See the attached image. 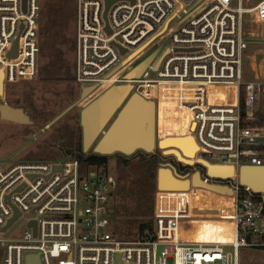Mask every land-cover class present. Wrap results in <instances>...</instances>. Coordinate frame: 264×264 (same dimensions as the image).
<instances>
[{
    "label": "built area",
    "instance_id": "obj_1",
    "mask_svg": "<svg viewBox=\"0 0 264 264\" xmlns=\"http://www.w3.org/2000/svg\"><path fill=\"white\" fill-rule=\"evenodd\" d=\"M39 10V0H0L2 87L36 75ZM72 26L73 81L133 85V94L154 112L161 104L182 109L188 118L183 137L196 146L185 166L203 171L172 175L187 181V189H156L151 230L121 240L106 230L115 181L102 172L104 165L0 159V233L28 216L20 236L0 239V264H25L26 256H36L38 264H116V258L118 264H250L246 249L264 255L262 201L254 200L264 193L239 181L241 168H264V112L258 105L264 76L243 80L247 49L264 40V0H111L107 6L105 0H74ZM161 27L169 29L157 67L148 66L137 80L115 75L121 56ZM203 163L229 167L231 175L210 176ZM194 173L201 183L230 191H211L231 198L228 215L217 209L211 215L229 224L230 240L186 241L179 235V223L198 218L190 196L210 191L191 185Z\"/></svg>",
    "mask_w": 264,
    "mask_h": 264
},
{
    "label": "rangeland",
    "instance_id": "obj_2",
    "mask_svg": "<svg viewBox=\"0 0 264 264\" xmlns=\"http://www.w3.org/2000/svg\"><path fill=\"white\" fill-rule=\"evenodd\" d=\"M257 1L259 0H248V5ZM39 4L38 49L41 44L45 50L41 54L38 50L37 72L32 80L3 85L0 96V121H4V124L0 123L1 160L51 161L66 158L63 156V150L72 151L77 146L85 155L93 153L95 142L133 94V85L123 83L76 84L72 78L74 0H39ZM58 13L61 14L59 17ZM162 29L163 27L157 29L155 34L146 38L136 48L128 49L121 56L123 66L114 74L121 79L137 80L148 66L157 67L167 44L164 31L169 27L164 31ZM246 55L243 80H253L255 73L263 77L264 40L251 45ZM8 104L19 106L18 109L22 110L28 119L22 118L21 115H25L13 111L15 108L9 107ZM165 105H159L156 112L146 113V120L152 115L155 116L158 141L183 137L186 135L185 128L188 123L186 113L178 107L166 108ZM258 105L260 111L264 112V100ZM45 126L47 128L44 129ZM190 150L191 152L184 156L176 152L183 160L192 162L190 158L196 151V146L192 149L190 147ZM153 151L158 152L161 157L170 156L164 154V150L157 149L156 143L151 152ZM133 153L123 155L129 157V163L125 167H118L112 154L106 155L108 158L102 171L115 181L108 207L109 225L106 230L121 240L139 237L137 227L149 220L156 190L157 170L168 169L174 177L180 178L169 161L159 157L152 165L149 158L140 160L138 155L130 158ZM190 169L194 171V168ZM195 170L202 174L201 169ZM258 181L260 189L264 191L261 177ZM190 202L191 206L196 208L193 213L198 218L183 221L179 235L189 241H228L229 224L213 219L211 215L216 209L217 215H228L231 198L198 189L194 196H190ZM27 217L23 215L4 233H0V239L20 236L26 229ZM2 256L3 249L0 247V262ZM243 257L249 263L253 261L250 264H255L261 254L254 249H246ZM242 264L246 262L243 261Z\"/></svg>",
    "mask_w": 264,
    "mask_h": 264
},
{
    "label": "water",
    "instance_id": "obj_3",
    "mask_svg": "<svg viewBox=\"0 0 264 264\" xmlns=\"http://www.w3.org/2000/svg\"><path fill=\"white\" fill-rule=\"evenodd\" d=\"M110 1L111 0H105V6H107ZM15 48H16V41H13L11 50L9 52V56H14ZM120 52L122 53L123 51L120 50ZM2 91H3L2 77H1V72H0V96L2 95ZM148 105H150L151 109H153L151 104L144 103L142 99H140L136 94L130 95V97L121 107L117 116L113 119V121L110 123L108 128L102 133L100 139L98 140V142L96 143L93 149V153L97 155H103V156L114 154V153L128 156L135 151H142L144 153L151 152L155 146L153 121L151 118L149 120H145L144 118V113L146 112ZM2 106L8 108V106L6 105H2ZM13 111L22 112L18 108H15ZM21 117L25 119L27 118L26 116H22V115ZM29 123L30 122H28L27 124ZM190 129H192V126L190 127ZM156 146H157V149L164 150L163 151L164 154L173 156L176 162L190 166L191 163H187L189 161H187L186 159L183 160L182 158H180L179 154L176 152V151H179L180 154L183 156L191 152L190 147L192 149L195 146L190 137L168 138L165 140L158 141ZM165 149L167 151H165ZM172 149H175L176 151ZM210 169H223V170H228L231 173V168L229 167L208 166L206 169V172L208 173ZM242 169L244 170L254 169L257 171L264 170V168L253 167V166H247V167L241 168L240 177H239L240 183H241ZM253 178L255 180H253ZM249 180L257 183L258 178L251 177ZM262 182H264V179ZM191 185L203 187L205 189H208L210 191H214V192H217L223 195L230 194V191H228L224 187H219L215 185H206V184L201 183L198 180L197 174L195 173L192 175ZM187 187H188L187 181L176 180L172 176L170 170L165 169V168H160L157 170L156 189L186 190ZM9 222L10 221H8V223ZM31 225L33 227V223H31ZM25 264H38L37 257L36 256H26ZM116 264H118L117 258H116Z\"/></svg>",
    "mask_w": 264,
    "mask_h": 264
},
{
    "label": "trees",
    "instance_id": "obj_4",
    "mask_svg": "<svg viewBox=\"0 0 264 264\" xmlns=\"http://www.w3.org/2000/svg\"><path fill=\"white\" fill-rule=\"evenodd\" d=\"M58 17L61 15L60 13L57 14ZM41 36V34H39ZM39 53H43V50H45V47L43 45L40 44L39 46ZM9 107H12V108H19V106H16V105H9ZM42 127V126H41ZM63 156L66 157V158H74V159H77L81 165V167H85V166H102V165H105L106 164V160H107V156H103V155H97V154H94V153H90V154H83L79 147L77 146L74 150H63ZM138 155L139 156V159L142 160L144 158H149V163L150 164H154L155 163V159L157 158H161V160H167L170 162V164L175 168L176 172L178 174H183L185 172H188L190 171V167L188 166H185V165H181L179 164L178 162H176L175 158L173 156H166V157H161L159 155L158 152L156 151H153V152H150V153H144L142 151H135L133 153V155L130 156V158L132 156H136ZM113 157H115V161H116V165L118 167H125L128 165L129 163V157H125L123 155H120L118 153H114L112 154ZM187 163H191V162H187ZM205 166L208 167V165L206 163H203ZM194 168H199L201 169V171H203V169L200 167V166H196ZM209 175L210 176H220V177H226V176H230L231 173L228 171V170H223V169H210L209 170ZM245 185H247V182H245ZM250 189H252L254 192H257V191H262L259 187V183L257 182H253L252 185H247ZM264 192V191H262ZM254 200L256 201H262V207H261V210H260V216L261 218L264 219V195L262 197H254ZM149 214V213H148ZM151 216H152V206H151V211H150V218L147 222H144L142 224H140L138 227H137V231H138V236H142L143 233L145 231L149 232L151 230V227H152V222H151Z\"/></svg>",
    "mask_w": 264,
    "mask_h": 264
},
{
    "label": "bare ground",
    "instance_id": "obj_5",
    "mask_svg": "<svg viewBox=\"0 0 264 264\" xmlns=\"http://www.w3.org/2000/svg\"><path fill=\"white\" fill-rule=\"evenodd\" d=\"M17 112V111H16ZM153 112V109H151V106L150 105H148V107H147V110H146V112L144 113V118H145V120H146V113H152ZM152 119V121H153V132H154V134H155V129H156V120H155V116L154 115H152L151 117H149V119ZM27 119V118H26ZM148 119V120H149ZM28 123V122H27ZM263 173H264V170H260V171H257V170H243L242 169V175H241V184H245V182H247V185H252V183H253V181H250L249 179L251 178V177H257L258 179L261 177V174L263 175ZM208 174H209V172H208ZM253 180H255L254 178H253ZM260 185H262V184H260ZM258 260L259 261H262V260H264V255H262L261 254V257L260 258H258Z\"/></svg>",
    "mask_w": 264,
    "mask_h": 264
},
{
    "label": "crops",
    "instance_id": "obj_6",
    "mask_svg": "<svg viewBox=\"0 0 264 264\" xmlns=\"http://www.w3.org/2000/svg\"><path fill=\"white\" fill-rule=\"evenodd\" d=\"M22 111V110H21ZM23 112V111H22ZM23 114H24V112H23ZM25 115V114H24ZM26 116V115H25ZM27 117V116H26ZM27 119H28V117H27ZM0 123H2V124H4V121H0ZM156 130H157V126H156ZM101 137V136H100ZM100 137H99V139H100ZM98 139V140H99ZM98 140L95 142V144L93 145V147L96 145V143L98 142ZM89 154V153H88ZM244 170V169H243ZM246 170V169H245ZM251 170H254V169H251ZM181 224H183V221L181 222V223H179V228L181 229ZM230 232V231H229ZM229 232H228V236H227V238L228 237H230V234H229ZM181 238L183 239V240H186V241H189V239H187V238H183V236H181ZM229 240H230V238H229Z\"/></svg>",
    "mask_w": 264,
    "mask_h": 264
}]
</instances>
